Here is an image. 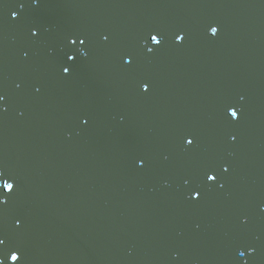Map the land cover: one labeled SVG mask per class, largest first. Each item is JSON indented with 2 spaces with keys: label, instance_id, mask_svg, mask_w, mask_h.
I'll use <instances>...</instances> for the list:
<instances>
[{
  "label": "water",
  "instance_id": "obj_1",
  "mask_svg": "<svg viewBox=\"0 0 264 264\" xmlns=\"http://www.w3.org/2000/svg\"><path fill=\"white\" fill-rule=\"evenodd\" d=\"M21 1L36 10L33 15H22L18 11L20 27L25 18L32 16L21 28L25 41L44 43V49L56 59V62L51 61V72L62 80V86L56 88L60 89V106L57 107L62 108V113L54 114L49 121V129L56 135L37 139L36 131L29 133L26 130L22 136L24 143L18 147L16 127L40 128L43 121L29 109L22 122V109L14 113L6 105L7 95L0 85V97H3L0 99V152L1 149L8 152L3 158L8 161L2 162L0 157V173H3L0 182L8 180L14 184L11 193L0 188V201H3L0 203V239L2 237L4 241L0 244V261L12 264L9 257L15 251L20 256L17 264H31L35 257L32 249L37 247L41 251L39 244L31 245L25 239L35 222L24 215L22 209L34 208L44 216L36 225L52 221L64 223V226L43 230L42 245L47 243L46 248L53 251L55 257L40 264H119L101 258L102 252L112 250L111 230L102 233L103 249L86 243L90 237L100 235V225L104 221V214L100 215L95 209V199L88 197L94 196L95 190L101 187L109 194L112 180L111 175L97 174L99 156L109 158V151L103 150L100 154L102 142L104 139L109 141L115 128L141 125L142 115L146 123L149 110L156 113L158 108L157 115L169 120L166 113L173 107L174 117L176 113H190L189 106L200 116L190 123L171 125L175 129V140L184 141L186 135L192 136L203 127L214 130L217 123L223 128L225 138L232 140L209 143L200 135L188 145V158L178 166V174L171 176L169 173L175 171L176 166L175 150L164 144V137H152L143 127L135 145L127 147L129 167L137 173L134 174L135 186L126 184V192L131 198L124 197L121 216L125 223L124 234L130 241L120 245L119 253L141 259L146 257L145 264H221L223 261L264 264V192H251L246 184L250 174H238V170L242 172L240 169H253L250 160L245 159H264V65L247 68L231 56V53H237L247 61L264 62V0H117L115 11L106 19L100 16V9L92 16L87 7L74 6L70 0H56V11L48 10L44 16L37 13L40 8L41 12L48 9L51 0L44 5H39L41 0H33L34 3L32 0ZM140 6L142 16L134 21L132 11ZM67 14L79 18L73 21L78 26L69 23L59 29L56 41L49 47L45 43L49 26L44 22L57 19L62 24L68 21ZM44 17L47 19L43 21ZM88 19L97 29L111 28L105 46L94 45L97 39L86 26ZM213 26L218 28L215 36L210 32ZM152 35H157L161 43H152ZM177 36H183V40L178 41ZM206 37L214 42L212 48L203 50L200 41L207 42ZM81 39L84 44L79 43ZM95 47H99V52L94 51ZM70 55L75 59L68 60ZM30 62L32 60L28 58L23 64ZM202 63L208 64L203 66ZM86 65L90 68L85 69ZM65 67L70 69L68 75H64ZM202 70H206V74H202L200 80L195 72ZM109 71L114 75L112 81L98 82ZM231 75L236 78L232 90L227 86ZM213 76L216 86L210 93L212 83L209 86L205 83L212 82ZM1 77H4L2 73ZM92 78L100 90H91L77 82ZM15 82L19 83L15 77L10 80L11 84ZM123 82L133 94L130 97L135 96L143 102L112 101L117 86ZM144 85H148L147 90ZM51 87L39 85L38 93L51 92ZM69 100L72 101L70 105L67 104ZM230 110L237 111V118L231 117ZM70 115L72 119L68 118ZM62 124L72 127L68 130L62 128ZM54 125L59 127L60 133L55 131ZM239 135L246 136L244 143H239ZM60 138L64 140V149L53 143ZM246 138L253 142L250 149L245 146ZM82 145L89 149L78 159L76 148ZM178 146L182 151L184 143ZM206 146L211 148L210 152L203 150ZM162 149L169 152L162 153ZM123 150L120 146L119 151ZM196 153H203L205 161L213 155L212 163L195 166L192 157ZM59 175L62 180L57 179ZM90 175L95 176L92 182ZM209 175L216 179L208 180ZM23 182L31 184L45 198L58 203L68 202L65 213L34 196L32 188L26 192ZM257 183L264 190V173L257 177ZM114 185V195L118 199V186ZM236 188L247 194L253 217L241 211L244 201L237 198ZM81 191L85 194L86 205L79 199ZM71 200L74 201L69 203ZM127 200H130L128 207L125 205ZM184 205L186 208L182 210ZM1 209L7 210L5 229L17 233V237L9 239V245L8 234L1 225ZM48 209L55 211L48 213ZM137 209H148L155 212V216L148 212L137 214ZM166 209L169 216L159 219V213ZM131 210L137 217L135 224L127 222ZM46 216L51 220L47 222ZM226 220L236 225L239 237L220 239L226 232L214 224L222 225ZM187 224L188 228H180ZM142 226L145 228L142 234L133 238L135 230ZM1 251L4 253L2 259ZM61 252L62 256L59 255ZM241 252L244 255H240Z\"/></svg>",
  "mask_w": 264,
  "mask_h": 264
},
{
  "label": "bare ground",
  "instance_id": "obj_2",
  "mask_svg": "<svg viewBox=\"0 0 264 264\" xmlns=\"http://www.w3.org/2000/svg\"><path fill=\"white\" fill-rule=\"evenodd\" d=\"M36 1V0H35ZM35 1L32 0V3ZM48 0H41L39 5H44L47 3ZM69 1V0H68ZM72 5L76 6H85L89 10L90 15L95 16V10L100 9V16L103 18L109 17L114 11L116 7L117 0H70ZM57 5L56 0H51L50 1V7L46 9L45 11L41 12V8L38 11L39 16H44L48 10L51 12H55L56 8L55 6ZM55 8V9H54ZM58 10V9H57ZM18 11L23 14H31L33 15L34 12H36L35 9L31 8L30 5L23 3L21 0H0V85L3 88V92L7 95L6 99L7 104L9 107H11L16 113L17 110L22 109L23 115H22V122L24 120L25 115L28 113L29 109L33 111V114H38L41 117V121L43 123L40 124L39 127L35 128H30L26 129L29 126L23 128V127H16L17 132L19 133V137L16 140V145L19 147V144L24 143V140L22 139V136L24 133H26V130H28L29 133H33L36 131L35 136L36 138L42 137H48V136H53L56 133H53L49 129V121L52 119L53 115H59L62 113V108L57 107L60 106V88L62 86V80L54 77V73L51 72V69L53 66H51V61L56 62V59L51 57L49 50H45L43 47L44 43H33V42H27L25 41V35H24V30L21 28H24L26 24H28L31 21L32 16L29 15V18H25V20L22 21L21 27L18 24ZM142 6L137 7L133 9L132 11V17L134 21H138L141 16H142ZM13 13H16L17 15L14 17ZM58 13V12H57ZM47 14V13H46ZM67 22H64L62 24L59 23L57 20H51L48 21V23L44 25L49 26L48 28V33H47V38L45 39V43L49 46L52 47L53 43L56 41L55 36L57 35V32L59 29H62L69 23L71 26L76 27L78 26L77 21L79 18L75 15L67 14ZM78 19H77V18ZM47 19L44 17L43 21ZM87 21V27L89 30L93 33V35L96 37V42L94 45L97 46H105L108 40L110 39L109 33H110V27L109 26H104L103 29H97L95 28L93 22L91 19L86 20ZM98 21V20H97ZM95 23H98V22ZM59 23L60 26L56 27V24ZM98 25V24H97ZM84 30V28H83ZM137 30V29H134ZM230 34H228L227 37ZM205 41H200V46H202L203 50H208L212 48L213 46V40L210 39L209 37H206ZM120 40V39H119ZM119 40L117 41V44L119 43ZM231 45H234V42H231ZM99 47H95L94 51L99 52ZM33 52V55L31 53ZM190 49L187 50V53H189ZM232 58L235 61H241V63L246 64L245 66L247 68H250L251 66H263L264 62L262 61H247L246 59H243L240 55L237 53H231ZM30 58L32 62L23 64V62ZM234 63V62H233ZM208 63H202L203 66H206ZM225 64V63H224ZM75 67V65H73ZM90 68L89 66H85V69ZM214 70V69H213ZM56 72V71H55ZM4 75V77H1ZM195 74L198 76V78L201 80L203 78V75L206 74V70L202 71H196ZM203 74V75H202ZM13 75V76H12ZM64 75H68L67 73ZM154 75L157 76V71L154 70ZM100 76V75H99ZM119 76L122 77V75L119 73ZM136 76V74H135ZM15 79L19 83H10V80ZM114 78V75L109 71L108 75L105 78H100L98 79V82H111L112 79ZM122 79V78H121ZM212 82H207L205 83L206 86H209L212 83L211 91L210 93L214 90L216 86L215 82V76L212 77L211 79ZM77 82L81 83L85 87H89L91 90H100V88L97 85V81L92 79H87V80H78ZM233 82H236V78L234 75L229 76L228 79V89H233ZM124 83V82H123ZM123 83L119 84L112 95V101H125L127 103H132V101H142L141 99L137 97H130L133 96V94L130 93L128 87L126 84L124 85ZM47 86L51 85V92L45 93L43 91L38 93V86ZM95 86V87H94ZM101 89H103V85L101 86ZM42 91V90H41ZM209 93V94H210ZM208 95V94H207ZM206 95V96H207ZM127 96V98L125 97ZM132 98V99H131ZM143 102V101H142ZM72 103L71 100L67 102L68 105ZM2 104H5L3 101ZM187 106V105H186ZM7 108V107H6ZM174 108L167 112V116L169 120L163 118L160 115H157V113L160 111V109H157V112L155 113L153 110H149L147 115H146V123H145V116L142 115L139 123L138 124H132L124 127L123 129L115 128L113 129V133L111 134L109 141L103 140L101 151L106 150L109 151V158L105 159L102 156H99L98 158V175H111L112 180L110 182V185L108 187L109 194L107 193V190L105 188H98L94 192V196L88 197L89 199L93 200L95 199V209L97 212L104 216H102V219L104 221L101 223L100 228L101 232L100 235L96 238L95 235L93 237H90L87 239L86 243L89 245H97L101 249H103V239H102V233L103 231L111 230V241H112V250L109 252H102L101 258L108 260L110 262H115L117 261L119 264H145V259H148L146 257L140 258L135 255H128V256H123L119 253V247L120 245L125 241H130L127 239L126 235L124 234V229H125V223L123 221V217L121 216L122 212V207H123V202H124V197L125 198H131L127 192H126V184L128 187H134L135 182H136V177L135 173L137 171L131 170L129 167L128 163V151L127 147L128 146H133L135 145L136 139H139L138 135L139 132L142 130L143 127L146 128L148 132L151 133L152 137H164V144L169 146L171 149L175 150V156H176V161L174 166L175 171L169 173L171 176H176L178 174V166L180 167L188 158V153H189V148H188V140L194 141V139L198 138L200 135L205 138V140L209 143L212 142H217L221 143L224 140L226 142L231 141L232 139L225 138L224 136V130L221 126L216 125L215 129H207L206 127H203L201 130L196 131L192 136L191 135H186L183 140H175L174 135H175V129L171 125H177L179 123L181 124H186L195 121L197 118H199V112H195L194 108L187 106L189 109L190 113H176L173 117L174 114ZM8 109V108H7ZM7 112L9 111L6 110ZM19 114V113H18ZM16 114V118L18 116ZM173 117V119H172ZM68 118L72 119V115H70ZM68 120V119H67ZM11 124V122H8ZM161 123V124H160ZM62 128H67L68 130L72 127V125H67V124H62ZM55 131H58L60 133L59 127L54 125ZM28 138H30V135L27 134ZM245 135H239V143H244L245 142ZM248 140L245 143V146H249V149L252 147L253 142L251 138H246ZM64 140L60 138L59 141H54L53 143L60 149L63 148V142ZM182 142L184 143V147L182 151H180L179 146L181 145ZM191 145V144H190ZM244 145V144H243ZM65 146H68V143L65 144ZM123 146L124 150L123 152L119 151V147ZM48 149V146H46ZM88 146L87 145H82L78 146L76 150H78L77 153V158L80 159L81 157L85 156V152L88 151ZM206 152H210L211 148L209 146H206L203 148ZM41 151V148L38 149V152ZM164 152H169L166 149H162V153ZM191 152V149H190ZM0 157L2 162L8 161V158L3 159L4 155H7V151L2 150L0 152ZM212 158L213 155L210 156L208 161H205V157L203 153H196L195 156L192 157L194 160V165L195 166H203L206 164H211L212 163ZM245 160H250V163L253 164V169H240L242 172H239L238 174L241 175H249L248 179L246 180V184L248 186V189L251 192H264V190L258 185L257 183V177H259L261 174L264 173V159L261 157H254L251 159H245ZM133 166V165H132ZM240 168V167H238ZM123 172V173H122ZM129 172L133 174L129 175ZM115 175V176H114ZM91 181L92 182L95 179V176H92ZM118 176V177H116ZM123 177L126 181L121 178ZM57 179L62 180V176L59 175ZM100 182V178L97 179ZM248 181H251L252 183L249 184L247 183ZM114 183L118 186V196L119 198L117 199L114 195V190H115V185ZM22 185L28 186L29 188H32L34 190V196H37L38 199H40L43 202H48L56 207L61 208L62 213H65L66 210V205H68V202L61 201L60 203L43 197L38 190H36L31 184L27 182H23ZM139 186V185H137ZM79 190V189H78ZM237 198L240 201H244V206L243 209L241 210L243 213L248 212V215H252V207L251 203L248 201V196L247 194H242L239 190V188L235 189ZM81 202L86 205V198L85 194L82 193L81 191V196L79 197ZM74 200H71L69 203H72ZM108 201V204L106 203ZM130 200H127L125 202V205L127 206V203ZM128 207V206H127ZM186 208V206H182V210ZM23 210V214L26 215L27 217H32L33 221L35 222V226L31 228V230L25 235V239L27 242L31 245H33V240L35 237H40V241L43 240V230L49 231L53 227H61L64 226L63 222L59 221H52L50 223H44L41 225H36V223H40L43 221V215L38 213L36 209L34 208H28L26 210ZM166 209L165 212L159 213V219L167 218L169 216V213ZM7 210L1 209V225L3 227V230L8 234V245L10 244L9 239L13 240L15 237H17V233L15 231H8L6 228V222H5V214ZM54 209H48V213L54 212ZM143 212H148L152 216H155V212L150 211L148 209L142 210V209H137L136 213L141 214ZM158 214V213H157ZM254 214V213H253ZM108 216V217H107ZM128 224H135L137 222V217L134 215L133 211H129L128 214ZM110 217V218H109ZM116 217L118 219H116ZM115 218V219H114ZM4 223V224H2ZM19 224H22L19 222ZM116 227V230H115ZM188 228L187 225H181L180 228ZM214 227H221L222 229L225 230V235H222L220 239L224 241L226 237L228 236H233V237H239L240 232H236V225L230 221L226 220L224 224H214ZM144 226L138 228L134 232L133 238H137L138 235H141L142 232L144 231ZM115 230V231H114ZM120 239L119 243V239ZM2 240V237L1 239ZM196 242H199L198 239H195ZM42 244V242H40ZM11 250V249H10ZM33 254L35 255L34 259L32 260L31 264H40L45 261H49L55 257V254H52L53 251H48V250H41L33 248ZM3 251H1V256L3 255ZM60 256L63 255V252L59 254ZM3 256L1 257V259ZM76 257H73L72 259L75 260ZM207 258L208 255H207ZM76 261V260H75ZM77 262V261H76ZM78 264V262H77ZM221 264H238L234 261H223Z\"/></svg>",
  "mask_w": 264,
  "mask_h": 264
},
{
  "label": "snow or ice",
  "instance_id": "obj_3",
  "mask_svg": "<svg viewBox=\"0 0 264 264\" xmlns=\"http://www.w3.org/2000/svg\"><path fill=\"white\" fill-rule=\"evenodd\" d=\"M16 15H17L16 13H13V16H14V17H15ZM210 32H211V34H212L213 36H215V35H217V33H218V28L215 27V26H213V27L210 28ZM33 34L35 35L36 33L34 32ZM176 39H177L178 41H182V40H183V36H177ZM151 41H152V43H154L155 45H158V44L161 43V40L158 38L157 35H152V36H151ZM72 43L75 44L76 41L73 40ZM79 43H80V44H84L85 41H84L83 39H81V40L79 41ZM151 50H152V49H149V51H151ZM67 59H68V60H74L75 57H73V56L70 55V56L67 57ZM63 71H64L65 73H69V72H70V69H69L68 67H65V68L63 69ZM144 87H145V90H147L148 85H144ZM0 99H3V97H0ZM230 115H231V117H232L233 119H235V118H237L238 113H237L236 110H230ZM187 143L190 145V144L193 143V141H192V140H188ZM2 175H3V173H0V176H2ZM207 179H208V180H215L216 177H215V176H212V175H209V176L207 177ZM0 188H2L4 191L7 189L8 192L11 193V192L14 190V184H13L12 182L8 181V180H3L2 182H0ZM197 195H198V194H197ZM2 202H3V201H0V203H2ZM18 223H19V222H18ZM3 243H4V241H3V240H0V244H3ZM240 255H244V253L241 252ZM9 259L12 261V264H17V261L20 259V256L18 255L17 252L14 251V252L11 253ZM0 264H3V261H0Z\"/></svg>",
  "mask_w": 264,
  "mask_h": 264
},
{
  "label": "rangeland",
  "instance_id": "obj_4",
  "mask_svg": "<svg viewBox=\"0 0 264 264\" xmlns=\"http://www.w3.org/2000/svg\"><path fill=\"white\" fill-rule=\"evenodd\" d=\"M234 151L237 153V150H236V148L234 149Z\"/></svg>",
  "mask_w": 264,
  "mask_h": 264
},
{
  "label": "flooded vegetation",
  "instance_id": "obj_5",
  "mask_svg": "<svg viewBox=\"0 0 264 264\" xmlns=\"http://www.w3.org/2000/svg\"><path fill=\"white\" fill-rule=\"evenodd\" d=\"M27 187V186H26Z\"/></svg>",
  "mask_w": 264,
  "mask_h": 264
}]
</instances>
